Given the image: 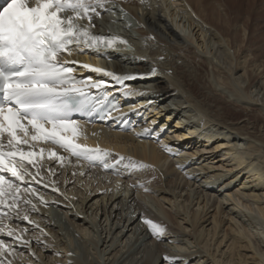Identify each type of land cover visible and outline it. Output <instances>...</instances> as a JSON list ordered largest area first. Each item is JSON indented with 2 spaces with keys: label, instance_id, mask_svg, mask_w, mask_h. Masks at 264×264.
Listing matches in <instances>:
<instances>
[{
  "label": "bare ground",
  "instance_id": "6f19581e",
  "mask_svg": "<svg viewBox=\"0 0 264 264\" xmlns=\"http://www.w3.org/2000/svg\"><path fill=\"white\" fill-rule=\"evenodd\" d=\"M238 1L109 0L94 27L79 21L127 41L65 55L78 79L104 81L91 92L119 103L115 119L81 124L75 141L107 150L111 167L21 144L33 162L4 219L15 235L0 233L5 264H264V53L240 21L254 0ZM104 72L132 78L121 85ZM129 157L152 167L133 170Z\"/></svg>",
  "mask_w": 264,
  "mask_h": 264
},
{
  "label": "snow or ice",
  "instance_id": "6c2138e0",
  "mask_svg": "<svg viewBox=\"0 0 264 264\" xmlns=\"http://www.w3.org/2000/svg\"><path fill=\"white\" fill-rule=\"evenodd\" d=\"M108 2L6 0L0 6V210L8 208V212L0 211V233L15 235L11 230L5 233L4 219L17 202L14 194L19 190V184L15 181L29 175L24 162H33V152L23 151L21 144L36 148L35 142L50 143L78 159L100 161L106 169L111 167L105 162L111 155L107 150L75 142L79 121L73 118L74 113L88 114L104 103L108 96L106 91H102L101 96L90 93L91 88L103 89L104 81L89 83L78 79L74 75L76 68L72 66L78 62L65 59V55L83 52L85 48L99 53L101 48H111L117 43L127 45V41L119 37L94 35L79 23L87 19L89 27H94L93 18L100 16L98 9H105ZM79 67L97 73L103 71L88 64H79ZM156 71L153 68L151 74ZM104 75L121 85L132 78L112 72H104ZM46 150L40 149L41 153ZM165 151L171 149L165 146ZM50 154L58 160L63 159L55 152ZM124 159L119 157L120 161ZM127 159L133 170L152 167L132 161L130 157ZM8 196L12 197L11 203L6 202ZM23 219L29 217L25 215ZM144 223L153 236H163L165 229L160 224L150 219H144ZM24 246H29L28 241H24ZM10 247L0 239V257L10 254ZM0 264L5 261L0 259ZM170 264H176V261L171 260Z\"/></svg>",
  "mask_w": 264,
  "mask_h": 264
},
{
  "label": "rangeland",
  "instance_id": "374dc122",
  "mask_svg": "<svg viewBox=\"0 0 264 264\" xmlns=\"http://www.w3.org/2000/svg\"><path fill=\"white\" fill-rule=\"evenodd\" d=\"M242 2H243V0L241 1V3ZM237 3H240V0ZM240 10L242 12L240 21L242 23L244 22L248 28L252 26L251 28H249L250 38H251L250 40L252 42L249 40L250 42H248V43H250V44H248V45L249 46L251 45L250 48L251 49L253 48L252 50H255L257 55L264 53V50H262L263 47H264V41L262 42V40H264V32H263L264 31V0H254V2L253 1H249V2H245V3L243 2L242 5H241V9ZM219 26L221 27V29L223 31L224 30V25H222L220 23ZM254 27H255V29H253ZM252 29H253L254 33L253 32L251 33ZM257 32H259V33H257ZM260 32L263 33V34H261L263 37L259 36ZM133 34H136V33L133 32ZM251 35H252V37H251ZM252 45H254V47H252ZM262 55H263L262 56V58H263L262 60H264V54H262ZM201 78H203V76ZM202 80H204V79H202ZM136 194H138V193H135V195ZM139 197L142 198V200L145 202V204H147L150 207V209L153 210V212H155V213L157 212L156 208L152 205V203L150 202V199L148 197H146L143 194H139ZM94 201H92L88 205V209H89V207L92 205V203ZM78 204L75 205V208H77L78 210L82 211L81 210L82 206L80 204L79 205ZM95 207H96V205L93 206V208H95ZM88 213H89V215H91L92 209H89ZM101 213L102 212L100 211L99 212V218L101 217ZM103 220H104V218H103Z\"/></svg>",
  "mask_w": 264,
  "mask_h": 264
}]
</instances>
